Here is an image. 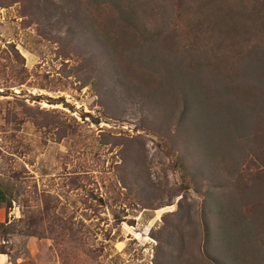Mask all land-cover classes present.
<instances>
[{"label": "rangeland", "instance_id": "1", "mask_svg": "<svg viewBox=\"0 0 264 264\" xmlns=\"http://www.w3.org/2000/svg\"><path fill=\"white\" fill-rule=\"evenodd\" d=\"M0 264H264V0H0Z\"/></svg>", "mask_w": 264, "mask_h": 264}, {"label": "crops", "instance_id": "2", "mask_svg": "<svg viewBox=\"0 0 264 264\" xmlns=\"http://www.w3.org/2000/svg\"><path fill=\"white\" fill-rule=\"evenodd\" d=\"M7 213L4 207V194L0 192V224L6 220Z\"/></svg>", "mask_w": 264, "mask_h": 264}]
</instances>
